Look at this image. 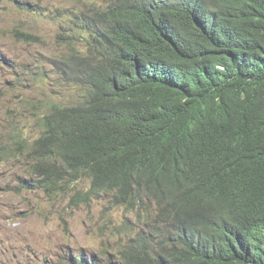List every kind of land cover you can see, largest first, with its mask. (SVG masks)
<instances>
[{
	"label": "trees",
	"instance_id": "16d2710c",
	"mask_svg": "<svg viewBox=\"0 0 264 264\" xmlns=\"http://www.w3.org/2000/svg\"><path fill=\"white\" fill-rule=\"evenodd\" d=\"M163 1L73 18L86 50L70 35L59 77L81 101L51 103L33 140L0 143V165L26 156L28 189L87 177L86 200L136 211L117 256L71 264H264V0ZM173 157L196 166L198 204L160 175Z\"/></svg>",
	"mask_w": 264,
	"mask_h": 264
},
{
	"label": "rangeland",
	"instance_id": "374dc122",
	"mask_svg": "<svg viewBox=\"0 0 264 264\" xmlns=\"http://www.w3.org/2000/svg\"><path fill=\"white\" fill-rule=\"evenodd\" d=\"M105 1L0 0L2 145L39 136L51 103L81 101L80 87L59 77L53 63L69 46L71 15ZM27 160L14 156L0 165V264H71L82 252L105 259L127 242L121 224L135 217L114 205L110 193L86 200L87 177L54 196L27 189Z\"/></svg>",
	"mask_w": 264,
	"mask_h": 264
},
{
	"label": "clouds",
	"instance_id": "9594fccd",
	"mask_svg": "<svg viewBox=\"0 0 264 264\" xmlns=\"http://www.w3.org/2000/svg\"><path fill=\"white\" fill-rule=\"evenodd\" d=\"M177 1L178 0H164L163 3L164 4H174V5H177V6H180V7H185L190 0H179V2H177ZM108 2H109V0H106L105 2H103V3L99 4V5L96 4V7H102ZM102 8H106V7H102ZM86 11H89V10L85 9L83 11L74 12L71 15L70 21H69V30L71 31L70 35L76 36V40L80 44L81 49L83 51H85L86 48H85V45H84L85 41L82 40V36H83L82 30L78 29L77 27H74V23L72 21H73V18L76 15L83 14ZM70 35H69V37H70ZM70 42H71V38H70ZM65 53H66V51L63 54H65ZM63 61H64V59H61V60L58 59L57 61H55L53 63V68L55 70V73L58 74V76H59L60 73H62V70H60L59 66L62 65ZM1 65H2V61L0 60V66ZM12 139H14V137H12L10 140H12ZM158 171H159L160 175L162 177H164L166 180L171 181V182H180V184L182 185L183 190L186 191V192L192 193L194 195V201L198 204V197L194 193V190H193L194 180H195V177H196V166L194 164H187V163L182 162V160H180L179 158L173 157V158L166 159L162 163V165L160 166ZM27 181H29V179L25 181V185H24L25 188H27L26 187L27 186ZM36 190H39V189H36ZM85 199H87V198L85 197ZM117 207H119V206H117ZM122 208L125 210L126 213L133 214L134 217H135L134 219H130L129 217H127L123 221V223L121 224V233H122L123 236L127 237L126 233H125V231H124V229L122 227H123L125 222H128V221L135 222L137 213H136V211H132V210H130L128 208H125V207H122ZM127 240H128V238H127ZM122 247H123V245H122ZM119 250L116 251L115 253L110 252L108 256H117L118 253H119ZM82 253H84V252H82ZM82 253H79V254H82ZM79 254L74 255V257H77V255H79ZM84 254H86V253H84ZM87 256H91V254L87 255Z\"/></svg>",
	"mask_w": 264,
	"mask_h": 264
},
{
	"label": "bare ground",
	"instance_id": "6f19581e",
	"mask_svg": "<svg viewBox=\"0 0 264 264\" xmlns=\"http://www.w3.org/2000/svg\"><path fill=\"white\" fill-rule=\"evenodd\" d=\"M177 2H179V0L177 1ZM190 75V74H189ZM216 182V181H215Z\"/></svg>",
	"mask_w": 264,
	"mask_h": 264
}]
</instances>
